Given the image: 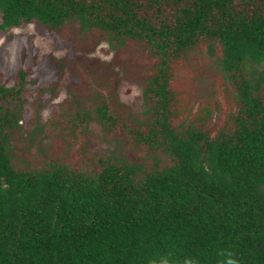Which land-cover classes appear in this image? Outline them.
<instances>
[{"label": "trees", "instance_id": "trees-1", "mask_svg": "<svg viewBox=\"0 0 264 264\" xmlns=\"http://www.w3.org/2000/svg\"><path fill=\"white\" fill-rule=\"evenodd\" d=\"M170 15L160 19L163 9ZM0 31L38 22L143 43L157 58L139 144L175 161L146 173L106 162L93 176L67 166L17 171L8 132L18 127L26 73L0 85V264H264V0H0ZM200 40L241 106L230 138L171 129L169 66ZM100 123H113L107 106ZM37 133L40 130L36 129Z\"/></svg>", "mask_w": 264, "mask_h": 264}, {"label": "rangeland", "instance_id": "rangeland-1", "mask_svg": "<svg viewBox=\"0 0 264 264\" xmlns=\"http://www.w3.org/2000/svg\"><path fill=\"white\" fill-rule=\"evenodd\" d=\"M160 19L170 15L163 9ZM1 21V19H0ZM200 40L169 66L171 129H194L211 139L230 138L241 106L235 86L221 74L217 42ZM158 60L143 43L118 46L98 30L83 34L76 22L51 30L36 21L0 31V85L15 87L26 73L18 127L8 132L9 157L17 171L37 172L67 166L86 176L102 164L124 163L142 173L174 165L163 149L139 144L134 133H147L151 106L144 95ZM264 103V90L259 93ZM104 103L113 123H100ZM40 130V133L36 132Z\"/></svg>", "mask_w": 264, "mask_h": 264}]
</instances>
